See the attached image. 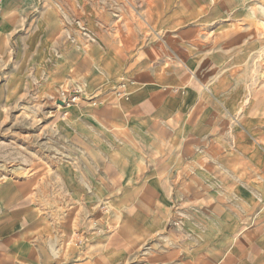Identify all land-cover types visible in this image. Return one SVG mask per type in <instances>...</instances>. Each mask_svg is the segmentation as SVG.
I'll use <instances>...</instances> for the list:
<instances>
[{
	"label": "rangeland",
	"instance_id": "obj_1",
	"mask_svg": "<svg viewBox=\"0 0 264 264\" xmlns=\"http://www.w3.org/2000/svg\"><path fill=\"white\" fill-rule=\"evenodd\" d=\"M154 7H206L217 15L216 22H233L248 33L256 47L236 77L235 110L229 116L221 108L225 122L220 123V133L229 132V137L203 140L202 156L179 157L178 171L167 173L173 184L170 197L155 205L161 216L141 220L147 229L138 233L125 228L124 217L130 215L108 196L95 198L82 191L91 193L90 189L74 192L66 186L61 167L74 168L75 157L68 155L71 145L61 128L68 123L69 109L80 107L91 95L85 82L56 81L54 66L79 46L96 43L101 31L108 41H120V47L127 36L135 46L137 39L147 43L153 35L147 17ZM219 13L227 18L220 19ZM177 29L169 28L167 33ZM121 84L125 93L124 80L110 86L114 97ZM77 174L85 178L83 171ZM202 182L205 196L215 200L198 204L194 198ZM227 182L238 187L225 188ZM240 190L250 191L252 203L238 198ZM263 199L264 0H4L0 12V224L4 226L0 264H30L15 258L26 245L37 252V261L31 264L218 263L231 252L224 251L230 248L216 251L220 237L210 229L212 218L231 213L239 220L238 231L221 244L233 245L250 236L264 218ZM44 224L51 227V237L43 232ZM169 253L175 257L167 259Z\"/></svg>",
	"mask_w": 264,
	"mask_h": 264
},
{
	"label": "crops",
	"instance_id": "obj_2",
	"mask_svg": "<svg viewBox=\"0 0 264 264\" xmlns=\"http://www.w3.org/2000/svg\"><path fill=\"white\" fill-rule=\"evenodd\" d=\"M148 15L153 35L147 43L141 38L135 46L127 36L120 47V41H108L101 31L96 43L79 44L54 66L56 81L74 78L85 82L91 95L80 107L69 109L68 123L61 128L71 145L68 155L75 157L74 168L61 167L66 186L74 192L90 189L93 195L82 191L95 198L108 196L130 215L124 217L125 228L138 233L147 229L141 220L161 216L155 205L170 197L173 184L167 173L178 171L179 157L202 156L203 140L229 137V132L220 133V123L225 122L221 108L229 116L235 110L236 77L256 47L248 33L233 22H216L215 12L206 7H154ZM219 18L227 17L219 13ZM169 28L178 29L168 34ZM120 80L127 83L125 95L116 98L110 86ZM81 171L84 179L77 174ZM223 184L228 189L238 187ZM238 192L244 203H252L250 191ZM209 198L215 200L205 196L202 182L194 199L203 204ZM239 225L231 213L212 218L210 229L220 237L216 251L230 248L224 251L231 253L226 260L203 264H264V218L250 236L221 245ZM42 230L51 237L49 225ZM36 254L33 246L26 245L15 258L31 264L37 261ZM169 255L167 259L175 257Z\"/></svg>",
	"mask_w": 264,
	"mask_h": 264
},
{
	"label": "built area",
	"instance_id": "obj_3",
	"mask_svg": "<svg viewBox=\"0 0 264 264\" xmlns=\"http://www.w3.org/2000/svg\"><path fill=\"white\" fill-rule=\"evenodd\" d=\"M3 2H4V0H0V12H1V8H2V4H3ZM123 87H124V85L121 84V85L119 86V89L116 90V92H115V94H116V98L124 97L125 93H124V91H123ZM67 98H68V95L65 94L64 99L66 100Z\"/></svg>",
	"mask_w": 264,
	"mask_h": 264
},
{
	"label": "bare ground",
	"instance_id": "obj_4",
	"mask_svg": "<svg viewBox=\"0 0 264 264\" xmlns=\"http://www.w3.org/2000/svg\"><path fill=\"white\" fill-rule=\"evenodd\" d=\"M84 32L87 34V31H86V29H84Z\"/></svg>",
	"mask_w": 264,
	"mask_h": 264
}]
</instances>
